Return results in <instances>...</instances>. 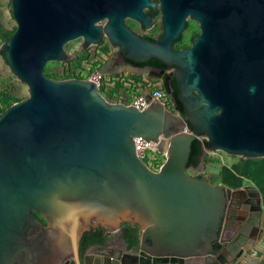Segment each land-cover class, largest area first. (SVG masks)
<instances>
[{
    "label": "water",
    "instance_id": "1",
    "mask_svg": "<svg viewBox=\"0 0 264 264\" xmlns=\"http://www.w3.org/2000/svg\"><path fill=\"white\" fill-rule=\"evenodd\" d=\"M11 7L16 30L0 52L28 97L0 114V264H91L96 250L99 264H256L264 252L256 189L244 187L242 196L212 185L188 174L195 170L187 163L201 135L210 152L264 159V0H11ZM152 12L162 26L153 42L126 25L151 29ZM188 20L199 33L178 50ZM77 39L79 51L106 39L115 51L97 72L161 82L177 114L149 97L141 111L108 103L86 79L45 77L48 62L75 58L64 45ZM151 59L173 69L127 62ZM134 138L165 155L157 171L137 157ZM247 197L257 213L227 222L233 200L250 205ZM123 224L138 227L137 249L111 241ZM98 227L106 243L81 255L82 235Z\"/></svg>",
    "mask_w": 264,
    "mask_h": 264
},
{
    "label": "rangeland",
    "instance_id": "2",
    "mask_svg": "<svg viewBox=\"0 0 264 264\" xmlns=\"http://www.w3.org/2000/svg\"><path fill=\"white\" fill-rule=\"evenodd\" d=\"M126 25L137 34L154 39H158L162 33L159 13L155 16L154 26L149 30L142 29L137 22L129 19L126 20ZM15 30L16 23L12 16L11 0H0V46ZM198 33V23L194 20H188L182 39L175 44V48L179 50L189 47L193 36ZM81 44L82 39L65 44V53L69 56L75 54V58L67 62H48L44 67V76L54 81L83 80L87 73L98 70L115 51L106 39L99 46H90L79 51ZM125 74L141 86V92L150 84L144 75H130L131 73L128 72ZM104 95L108 103L118 101L117 96L112 91L104 93ZM27 97L26 85L13 75L0 52V114L12 104ZM199 140H206V136H199ZM156 157V160L161 161L160 155ZM151 170L157 171V167L152 165ZM188 174L204 176L210 184L221 185L231 190L258 187L262 190L264 204V159L231 157L223 152H210L204 148L200 157L199 168L195 171H188Z\"/></svg>",
    "mask_w": 264,
    "mask_h": 264
},
{
    "label": "built area",
    "instance_id": "3",
    "mask_svg": "<svg viewBox=\"0 0 264 264\" xmlns=\"http://www.w3.org/2000/svg\"><path fill=\"white\" fill-rule=\"evenodd\" d=\"M97 71L87 73L84 79L93 82L105 100L107 99L104 93H110L112 91L118 98L116 103L133 106L141 111L147 107V97H149L151 101L158 102L165 110L177 114L175 103L169 99L161 82L151 81L147 78L150 84L141 92V86L136 81L127 77L125 72L100 75ZM133 140L137 157L149 169H151L152 165H155L158 170L165 158V155L159 151L158 145L156 143L152 145L141 138H134ZM157 155H160L162 158L161 161L155 159Z\"/></svg>",
    "mask_w": 264,
    "mask_h": 264
},
{
    "label": "trees",
    "instance_id": "4",
    "mask_svg": "<svg viewBox=\"0 0 264 264\" xmlns=\"http://www.w3.org/2000/svg\"><path fill=\"white\" fill-rule=\"evenodd\" d=\"M154 17L158 14V12H152L151 13ZM149 41H155L157 39H154L152 37L143 36ZM182 39V36L177 40L176 43H178ZM175 43V44H176ZM152 61L158 63L160 66L164 67V65L156 60L152 59ZM176 86V85H175ZM176 95V91L173 93ZM176 104L179 106L181 110V106L178 102ZM188 129H191V126L187 124ZM206 140H199L196 139L191 144V151L189 155V160L187 163V169L197 170L200 165V157L202 156L203 149L206 148ZM122 236L124 241L127 244L128 249H137L138 244V227L137 226H131L130 224H123L121 226ZM107 241V237L105 235V230L98 227L91 229L87 232H84L82 235L80 242H79V253L82 255L84 254L91 246L94 245H103ZM214 248L217 249L218 245L214 244Z\"/></svg>",
    "mask_w": 264,
    "mask_h": 264
},
{
    "label": "flooded vegetation",
    "instance_id": "5",
    "mask_svg": "<svg viewBox=\"0 0 264 264\" xmlns=\"http://www.w3.org/2000/svg\"><path fill=\"white\" fill-rule=\"evenodd\" d=\"M186 28H187V25H186ZM186 30V29H185ZM113 61H114V64H117V65H122L124 66L123 62L121 61L120 57L118 56H114L113 57ZM128 63H131V65L133 67H137V68H144V67H150L153 71H156V72H159V71H163V72H167L169 70H172L173 68H170V67H166L164 65V67L160 66L158 63L149 60L147 62H144V63H135V62H130V61H127ZM169 85H170V88H171V91L174 93L176 91V86H175V81H174V77L171 76L170 77V80H169ZM163 86V85H162ZM249 190L248 189H242V196H248L249 194ZM247 200L251 199L250 201V205L249 204H245V203H240L237 205V199L233 200V203H231V206L226 214L227 216V222H234V220H239L240 218L242 219H247L248 218V214L247 215H243V212L248 208L249 211L252 210L253 213H257V207H256V199L254 197L252 198H249L247 197L246 198ZM260 205H261V201H260ZM235 208V209H234ZM230 234H228L229 236ZM226 236V238L228 237ZM116 241L117 242H120L122 244V246L126 249V250H132V249H128L127 248V244L126 242L124 241L123 239V236H122V231L120 233H118L116 235Z\"/></svg>",
    "mask_w": 264,
    "mask_h": 264
},
{
    "label": "crops",
    "instance_id": "6",
    "mask_svg": "<svg viewBox=\"0 0 264 264\" xmlns=\"http://www.w3.org/2000/svg\"><path fill=\"white\" fill-rule=\"evenodd\" d=\"M257 191V193L259 194V198H260V201H261V209H262V213L264 214V204H263V193H262V190L258 187H254ZM249 212V209L247 208L244 212H243V215H247ZM116 235L117 233H112L111 234V241L113 242H117L116 241ZM119 245H117V247L121 246L122 247V244L120 242H118ZM102 252H99V250H96L92 253H89V263L91 264H99L101 263V259H102V256L101 254ZM263 262V263H262ZM256 264H264V252H263V256L260 260H258V262Z\"/></svg>",
    "mask_w": 264,
    "mask_h": 264
}]
</instances>
